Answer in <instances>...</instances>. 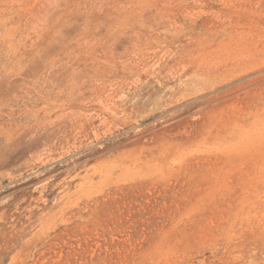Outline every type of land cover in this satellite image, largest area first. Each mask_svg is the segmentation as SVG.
Listing matches in <instances>:
<instances>
[{"label": "rangeland", "instance_id": "1", "mask_svg": "<svg viewBox=\"0 0 264 264\" xmlns=\"http://www.w3.org/2000/svg\"><path fill=\"white\" fill-rule=\"evenodd\" d=\"M0 264H264V0H0Z\"/></svg>", "mask_w": 264, "mask_h": 264}]
</instances>
